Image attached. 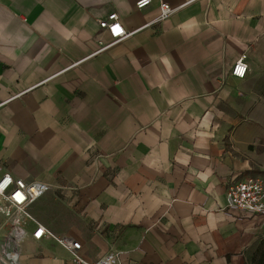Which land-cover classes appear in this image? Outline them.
Instances as JSON below:
<instances>
[{
    "label": "crops",
    "instance_id": "1",
    "mask_svg": "<svg viewBox=\"0 0 264 264\" xmlns=\"http://www.w3.org/2000/svg\"><path fill=\"white\" fill-rule=\"evenodd\" d=\"M138 1L0 0V177L49 185L33 219L88 262L249 264L264 220L226 187L264 178V0ZM111 14L136 32L101 50ZM35 227L22 264H74Z\"/></svg>",
    "mask_w": 264,
    "mask_h": 264
},
{
    "label": "built area",
    "instance_id": "2",
    "mask_svg": "<svg viewBox=\"0 0 264 264\" xmlns=\"http://www.w3.org/2000/svg\"><path fill=\"white\" fill-rule=\"evenodd\" d=\"M152 0H139L137 9H143L151 4ZM180 7L173 8L167 3L159 5L158 21L174 14ZM99 28L108 31L112 38L110 45H101L104 50L120 41L131 37L136 31L127 32L121 26L116 14H111L106 20L99 22ZM246 56L241 55L235 61L231 75L243 79L247 73ZM49 185L39 181L25 182L13 179L4 174L0 177V215L8 226L4 243L0 248L1 264H22L20 259V242L25 236V227L33 222L36 224L31 236L38 241L43 238L52 239L63 247L71 256L74 264H122L119 253L110 252L97 261L88 262L80 256L81 243L67 237H59L40 226L32 217L30 207L49 191ZM226 196L229 206L244 211L264 220V178L248 176L239 181L231 182L226 187ZM264 239V229H263Z\"/></svg>",
    "mask_w": 264,
    "mask_h": 264
},
{
    "label": "trees",
    "instance_id": "3",
    "mask_svg": "<svg viewBox=\"0 0 264 264\" xmlns=\"http://www.w3.org/2000/svg\"><path fill=\"white\" fill-rule=\"evenodd\" d=\"M253 257H257V261H252L251 264H264V240L257 247Z\"/></svg>",
    "mask_w": 264,
    "mask_h": 264
},
{
    "label": "rangeland",
    "instance_id": "4",
    "mask_svg": "<svg viewBox=\"0 0 264 264\" xmlns=\"http://www.w3.org/2000/svg\"><path fill=\"white\" fill-rule=\"evenodd\" d=\"M261 242H263V239H261V241H259V243H258L257 246L255 247V249L250 253V257H248V259H249V264H251L252 261H254V262L257 261V257H253V256H254V254H255V251H256L257 247L259 246V244H260Z\"/></svg>",
    "mask_w": 264,
    "mask_h": 264
}]
</instances>
